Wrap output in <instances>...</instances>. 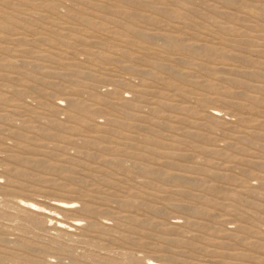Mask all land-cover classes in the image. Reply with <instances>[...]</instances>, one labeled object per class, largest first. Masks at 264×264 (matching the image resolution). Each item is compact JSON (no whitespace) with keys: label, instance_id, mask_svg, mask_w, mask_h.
Wrapping results in <instances>:
<instances>
[{"label":"rangeland","instance_id":"obj_1","mask_svg":"<svg viewBox=\"0 0 264 264\" xmlns=\"http://www.w3.org/2000/svg\"><path fill=\"white\" fill-rule=\"evenodd\" d=\"M255 10L0 0V264H264Z\"/></svg>","mask_w":264,"mask_h":264},{"label":"bare ground","instance_id":"obj_2","mask_svg":"<svg viewBox=\"0 0 264 264\" xmlns=\"http://www.w3.org/2000/svg\"><path fill=\"white\" fill-rule=\"evenodd\" d=\"M113 1H115V0H113ZM248 7V6H247ZM246 7V8H247ZM200 8V7H199ZM218 8V7H217ZM202 10V9H201ZM253 10V9H252ZM253 12V11H252ZM255 12H256V14H254V15H258V17H264V12H262V11H260V10H255ZM48 13V12H47ZM254 13V12H253ZM253 13H251V12H249V15L250 16H253L252 14ZM84 14V13H83ZM207 14V13H206ZM109 15V14H108ZM175 15H176V13H175ZM101 16V15H100ZM214 16V15H213ZM218 17V16H217ZM159 19V18H158ZM33 26V25H32ZM209 27V26H208ZM157 30H159V29H157ZM164 31V30H163ZM177 31V30H176ZM234 32V31H233ZM32 35V34H31ZM186 35V34H185ZM192 37V36H191ZM190 37V38H191ZM128 38H129V36H128ZM208 39V38H207ZM17 41H19V39L17 40ZM129 41V40H128ZM231 41V40H230ZM235 42V41H234ZM40 43V42H39ZM218 45V44H217ZM221 45V44H220ZM47 47V46H46ZM89 47V46H88ZM148 48V47H147ZM241 48V47H240ZM10 51V50H9ZM40 51H41V49H40ZM98 52V51H97ZM146 52V51H145ZM238 52V51H237ZM256 52V51H255ZM48 53V52H47ZM169 55H170V53H169ZM253 55V54H252ZM14 57V56H13ZM158 57H159V55H158ZM190 57H191V55H190ZM22 58V57H21ZM39 58H41V57H39ZM107 58V57H106ZM177 58V57H176ZM175 58V59H176ZM77 59V58H76ZM160 59V58H159ZM171 59H173V58H171ZM79 60V59H78ZM161 60V59H160ZM103 61V60H102ZM126 61V60H125ZM162 61H163V59H162ZM104 62V61H103ZM174 63V62H173ZM113 66V65H112ZM149 67V66H148ZM172 67V66H171ZM239 67H240V65H239ZM245 67V66H244ZM253 68V67H252ZM113 69V68H112ZM111 70V69H110ZM179 74V73H178ZM206 77V76H205ZM46 78H48V77H46ZM50 79V78H49ZM176 81V80H175ZM5 82H7V81H5ZM9 83V82H8ZM33 83V82H32ZM155 83H157V82H155ZM135 84V83H134ZM160 84V83H159ZM39 85V84H38ZM76 86V85H75ZM251 87V86H250ZM27 88V87H26ZM239 88V87H238ZM199 90V89H198ZM201 91V90H200ZM247 91V90H246ZM250 92V91H249ZM10 94V93H9ZM69 95V94H68ZM38 97V96H37ZM80 97H82V96H80ZM107 97V96H106ZM72 104H74V105H76V103L75 102H72ZM143 104V103H142ZM175 104V103H174ZM178 104H180V103H178ZM192 104V103H191ZM111 105H112V103H111ZM5 106V105H4ZM113 106V105H112ZM179 106V105H178ZM113 108V107H112ZM200 108V107H199ZM229 110V109H228ZM235 111V110H234ZM238 111V110H237ZM241 113V112H240ZM20 116V115H19ZM82 116V115H81ZM2 117V116H1ZM20 117H22V116H20ZM84 117V116H83ZM5 118V117H4ZM63 122H65V121H63ZM165 124V123H164ZM182 125V124H181ZM37 126V125H36ZM114 127V126H113ZM86 129V128H85ZM199 130V129H198ZM56 131V130H55ZM171 133V132H170ZM33 134V133H32ZM215 135V134H214ZM185 146V145H184ZM89 150V149H88ZM95 151V150H94ZM189 151V150H188ZM108 153V152H107ZM194 153V152H193ZM254 158V157H253ZM250 161V160H249ZM182 162V161H181ZM257 162V161H256ZM250 168V167H249ZM168 169V168H167ZM179 171V170H178ZM92 172V171H91ZM184 172V171H183ZM104 176V175H103ZM123 176V175H122ZM219 178V177H218ZM262 179V178H261ZM108 188V187H107ZM152 190V189H151ZM191 190V189H190ZM126 194V193H125ZM144 200V199H143ZM222 200V199H221ZM146 201V200H145ZM101 205V204H100ZM56 207L57 208H59V209H67V208H69V206L68 205H66V204H64V203H57L56 204ZM119 211V210H118ZM257 211V210H256ZM205 221V220H204ZM208 222H210V221H208ZM78 224V223H77ZM209 232V231H208ZM243 233V232H242ZM246 234V233H245ZM226 244V243H225ZM221 249V248H220ZM241 250V249H240ZM259 255V254H258ZM185 258V257H184ZM187 258V257H186Z\"/></svg>","mask_w":264,"mask_h":264}]
</instances>
